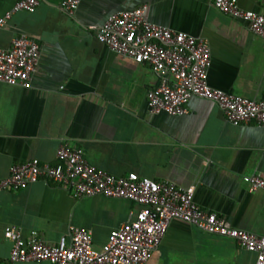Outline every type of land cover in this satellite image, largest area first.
<instances>
[{
	"label": "crops",
	"instance_id": "0c3cea01",
	"mask_svg": "<svg viewBox=\"0 0 264 264\" xmlns=\"http://www.w3.org/2000/svg\"><path fill=\"white\" fill-rule=\"evenodd\" d=\"M18 0H0V16ZM264 14L262 0H236ZM147 6L155 25L208 41L211 87L246 98H264V40L248 25L218 11L212 0H82L73 16L59 0H40L0 27V49L19 34L37 42L40 60L31 87L0 82V179L12 164L37 159L56 164L62 141L79 145L88 163L115 176L134 172L155 182L194 187V200L234 229L264 236V191H250L243 177L264 175V130L233 126L214 102L191 98L186 114H153L146 92L160 78L99 43L93 27L111 13ZM139 206L103 196L75 198L56 183L37 181L0 193V263L10 254L3 232L37 231L56 245L69 228L91 233L99 249L109 233ZM256 254L233 240L172 221L146 264H254ZM18 264H48L30 262Z\"/></svg>",
	"mask_w": 264,
	"mask_h": 264
},
{
	"label": "built area",
	"instance_id": "2783aa9c",
	"mask_svg": "<svg viewBox=\"0 0 264 264\" xmlns=\"http://www.w3.org/2000/svg\"><path fill=\"white\" fill-rule=\"evenodd\" d=\"M39 1L18 0L11 11L0 16V27L15 12H33ZM59 1L61 9L73 16L82 0ZM212 4L222 14L244 21L250 32L264 40V14L243 10L236 0H212ZM146 12L145 4L116 11L93 27V33L115 54L148 65L160 78L159 85L146 92L150 112L183 116L188 101L197 97L217 104L233 126L255 123L264 130V98H241L209 84L212 59L208 41L152 24ZM39 60L37 42L19 34L8 49H0V82L30 88ZM37 181L56 183L75 198L123 199L140 208L112 230L99 249L93 248L91 233L82 227H70L67 236L60 237L56 245H48L37 231L24 236L18 227L8 226L3 236L12 246L8 259L0 264H146L172 221L231 239L256 254L254 264H264V236L234 229L221 216L201 208L194 200L193 186L183 189L134 172L109 174L88 163L83 149L68 141L60 144L54 165L37 159L12 164L9 175L0 179V193L24 189ZM243 181L250 191H264V175L260 173L245 176Z\"/></svg>",
	"mask_w": 264,
	"mask_h": 264
},
{
	"label": "rangeland",
	"instance_id": "374dc122",
	"mask_svg": "<svg viewBox=\"0 0 264 264\" xmlns=\"http://www.w3.org/2000/svg\"><path fill=\"white\" fill-rule=\"evenodd\" d=\"M93 248H94V249H97V247H96L95 245H93Z\"/></svg>",
	"mask_w": 264,
	"mask_h": 264
}]
</instances>
